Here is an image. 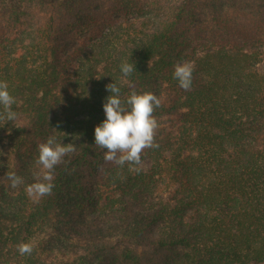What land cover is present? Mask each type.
Wrapping results in <instances>:
<instances>
[{
	"label": "trees",
	"instance_id": "16d2710c",
	"mask_svg": "<svg viewBox=\"0 0 264 264\" xmlns=\"http://www.w3.org/2000/svg\"><path fill=\"white\" fill-rule=\"evenodd\" d=\"M263 60L264 0H0V81L17 114L0 120V264H264ZM185 61L187 91L173 78ZM113 82L122 101H161L138 173L95 147ZM52 136L77 151L33 201ZM57 219L71 238L20 262L16 245Z\"/></svg>",
	"mask_w": 264,
	"mask_h": 264
},
{
	"label": "clouds",
	"instance_id": "9594fccd",
	"mask_svg": "<svg viewBox=\"0 0 264 264\" xmlns=\"http://www.w3.org/2000/svg\"><path fill=\"white\" fill-rule=\"evenodd\" d=\"M120 67L123 77H129L135 71L132 63L125 62ZM193 70L192 64L187 61L174 66L173 78L185 91L191 87ZM8 88L7 82L0 81V106L3 107L0 120L12 122L17 118L16 112L12 110L16 101ZM106 90L111 95L103 104L106 119L94 130L95 147L106 150L105 162H111L121 168L127 164L130 171L138 173L144 150L158 147L155 136L159 124L154 112L161 106V101L151 92L138 94L136 91H132L127 99L122 101L121 89L115 82L106 85ZM38 150L36 164L40 171L34 173L38 182L26 188L29 197L36 199L52 195L54 169L64 162L65 156L75 153L77 147L73 143L57 142L52 136L39 144ZM5 178L11 182L12 188H17L23 183V179L11 171L6 173ZM16 249L22 256L30 255L33 251L31 243H20L16 245Z\"/></svg>",
	"mask_w": 264,
	"mask_h": 264
},
{
	"label": "rangeland",
	"instance_id": "374dc122",
	"mask_svg": "<svg viewBox=\"0 0 264 264\" xmlns=\"http://www.w3.org/2000/svg\"><path fill=\"white\" fill-rule=\"evenodd\" d=\"M98 33V28L93 27L91 28L83 37L84 38H91L94 37ZM257 69L264 73V60L258 65ZM150 163L146 162L144 164V168L147 169L149 167ZM31 199L34 201L35 198L31 197ZM64 229V222L61 221V219H57L54 227L51 230H48L44 233H38L36 234V238L33 240H29L28 243H31L33 247L34 252L36 250V255L40 254L42 252L43 248H48L49 246L53 247L55 243H58L59 241L66 242V237L71 238V236H67L68 234H64L60 237V233L63 232ZM56 241V242H55ZM22 255L20 256L19 260L20 262H23ZM11 264H17V260L13 259L11 261Z\"/></svg>",
	"mask_w": 264,
	"mask_h": 264
}]
</instances>
